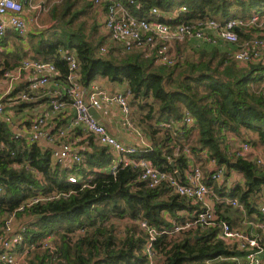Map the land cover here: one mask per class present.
Listing matches in <instances>:
<instances>
[{
    "label": "trees",
    "instance_id": "16d2710c",
    "mask_svg": "<svg viewBox=\"0 0 264 264\" xmlns=\"http://www.w3.org/2000/svg\"><path fill=\"white\" fill-rule=\"evenodd\" d=\"M117 1L139 18H148L154 7L166 10L187 7V11L168 22L169 25L204 16L243 17L247 14L233 13L231 8L239 5L250 11L264 3V0H134L133 4L127 0ZM78 5H82V11H76ZM92 7L87 0H66L54 6L50 12L55 22L52 32L32 36L31 52L16 43L10 55L12 63L0 66V78L19 66L21 57L31 55L36 60L55 63L65 81L67 63L61 50L74 51L84 85L89 86L98 77L128 85L133 95L132 119L152 147L144 156L155 166L177 172L184 180L189 162L182 149L188 146L198 162H202L203 154L208 152L228 173L238 171L245 178V185L236 184L227 193L216 186V191L221 196L237 197L249 214L257 212L264 203V169L231 152V135L251 143L256 150L264 146V66H239L220 47H203L198 52V61L174 68L157 66L153 58L141 52L122 54L119 51L122 55H116V50L109 49L106 55H101L99 49L105 40L96 41L87 29ZM254 34L257 32H240L243 41ZM13 37L18 39L15 32L9 30L0 39V54L5 55L2 49ZM259 37L264 40V33ZM186 112L195 118L193 126L184 123ZM83 143L89 147L84 153L85 162L73 169L60 170L53 167L51 150L30 145L25 139L15 140L7 125L0 121V183L8 190L0 201V215L12 211L36 190L56 194L75 191L69 197L42 202L28 212L34 220L27 227V245L37 244L53 234L57 237L58 253L66 264H144L148 236L131 223L125 225V234L120 236L117 226H106L105 221L141 218L158 230L171 229L172 223L166 214L177 223H185L202 210V204L193 205L174 195L167 184L150 189L137 182L138 171L133 168L121 169L116 178L110 176L107 173L112 162L109 149L98 145L91 136L84 137ZM15 163L28 164L38 175L25 168L15 170L12 167ZM77 171L93 177L90 188H82L83 183H67V176ZM206 184L212 186L213 182L209 179ZM225 211L219 210L225 220L231 221ZM83 227L88 229L87 234L71 236ZM219 233L218 228H197L160 238L155 244L158 264H208L221 257L238 255ZM30 258L33 264H48L49 253L36 250Z\"/></svg>",
    "mask_w": 264,
    "mask_h": 264
},
{
    "label": "built area",
    "instance_id": "2783aa9c",
    "mask_svg": "<svg viewBox=\"0 0 264 264\" xmlns=\"http://www.w3.org/2000/svg\"><path fill=\"white\" fill-rule=\"evenodd\" d=\"M131 4L134 0H128ZM165 1V0H158ZM94 4H103L106 7V16L103 22L104 32L111 41L121 45L125 52H142L149 58L155 60L157 66L174 68L181 66L187 60L185 52L176 50L178 44H184L192 39H197L208 45H217L223 42L235 49L230 52V59L237 65L248 66L249 64H262L264 66V40L260 38L264 33V9L252 13L247 18H202L169 25L162 20L150 18H139L134 16L129 9L116 0H93ZM27 6L35 12H49L52 4L44 3L41 7L35 0H0V39L9 30L15 31L20 37H25L28 30V22L23 16ZM187 11V7L178 9V17ZM152 16L159 14V9H151ZM256 31L257 34L250 36L248 40L241 42L240 32ZM64 60L67 63L65 75V94L54 93L51 100V114L58 116L68 114L70 121L67 126L52 131L49 119L46 115H39L30 121V135L25 136L21 124L17 123L5 105V98L14 94L16 84L22 74H33L32 79L25 89L18 92L16 97L19 101L32 102L33 97L45 89L52 79L59 78L61 72L55 63L50 61L23 59L19 66L7 72L4 79L10 82L7 92L0 96V119L10 125L14 131L15 140H27L29 144L39 143L42 140L51 145L52 157L60 166L81 165L85 162L83 152L87 149L80 143L84 139L79 135L83 132L85 136H91L95 142L107 147L112 155V162L107 173L114 178L121 169L133 168L138 171L137 182L144 184L147 188L156 189L168 185L174 195H178L190 201L193 205L205 203L216 197V190L213 186L204 183V172L195 163V159L188 146L182 151L188 159V168L184 171V180L177 172H169L159 169L154 163L144 156L152 150L147 137L139 131L130 118V106L128 103L132 91L128 89L126 95H109L101 90H92L86 97V88L80 82V64L77 54L74 51L61 50ZM100 53H108L107 46L100 47ZM264 77V73H263ZM69 103V105H68ZM103 103H117L121 107V113L127 130H133L138 137V145L125 146L112 136L107 128L99 123L92 110H98ZM70 107V109L68 108ZM184 123L187 126L195 124V118L186 112ZM233 151L238 158L253 161L259 168L264 169V155L256 150L249 142L242 141ZM67 162H70L67 164ZM211 167L209 179L212 182H222L225 179L224 165L218 164L217 160L209 157L208 152L203 154V161ZM23 165V164H21ZM29 168V167H27ZM93 177L85 176L78 171L67 176V183L77 185L83 183L82 188H90V181ZM245 185V181L240 182ZM7 186L0 183V201L7 194ZM73 192L62 194L43 193L36 190L26 197L12 211L0 215V264H32L31 254L36 250H43L49 253L48 264H66L61 258L56 246V237L51 234L39 241L37 244L27 245L25 235L28 224L25 222L28 212L36 205L59 199L61 196L69 197ZM218 199V197L216 198ZM6 200V199H5ZM226 204L243 214H246L245 206L236 198L226 199ZM258 220H244V224L250 228L248 231L233 228L228 222L222 219V215L216 207L204 205L192 219L185 223H177L176 220L166 215L172 223L171 229L163 228L158 230L152 227L147 221L141 218H114L105 221L109 226L115 224L118 228L120 222L136 224L140 230L148 236L145 248L144 264H158V254L155 244L162 237H174L182 232L195 230L197 228H218L220 238L229 247L239 252L231 258H219L209 261L208 264H220L221 262H232L233 264H264V203H261L257 211ZM124 230L118 228L120 236H124ZM87 228H80L71 233L73 238L87 234Z\"/></svg>",
    "mask_w": 264,
    "mask_h": 264
},
{
    "label": "crops",
    "instance_id": "0c3cea01",
    "mask_svg": "<svg viewBox=\"0 0 264 264\" xmlns=\"http://www.w3.org/2000/svg\"><path fill=\"white\" fill-rule=\"evenodd\" d=\"M87 1L92 3V5H93L92 11H90V17L87 20V24H88L87 27H88V30L94 36V39H96V32L98 31V29H99V32H104L102 25H103V22H104L105 16H106V7L103 4H100V5L94 4L93 0H87ZM46 2H47V0H35V3L38 5V7H41V5H43ZM65 2H66V0H60L58 2H54V4H52L51 8L54 5L55 6L56 5H62ZM120 3H122V2H120ZM48 4H51V3H48ZM164 6H166V3L164 4ZM51 8H50V10H51ZM157 8L159 9V14L156 16H152V14L150 13L148 18L155 19V20H162V21H165L167 23L170 21H174L175 19L178 18V9H180V6L179 7H173L170 10H166V8H163V7H157ZM233 9H234V6H233ZM233 9H231L232 12H233ZM256 9H258V11L263 10L264 9V3ZM50 10H49V12H51ZM82 10H83L82 5H78L76 7V11H82ZM49 12H47V13L41 12L40 9L33 12L27 6H25V11H24L23 16L26 18V20L28 22V30H27L26 36L20 37L15 31L10 30L12 32H15L18 39L16 37L11 38L10 41L8 42L7 47L2 49L5 55L1 54L2 57L0 59V66L12 63L13 59L10 58L11 57L10 55L15 51L16 43L20 44V46H23L24 49L27 50L28 52H31L30 51V41H31L32 36H37V35H40L42 33L48 34V33L52 32V28L55 25V22L52 19H50L51 21H49L47 24H43V25H41L39 22L40 15H42V14L47 15ZM251 14L243 16V17H237V18H247V17L251 16ZM212 18L220 19V18H225V17H223L222 15H218V16L212 17ZM226 19H228V18H226ZM106 38L107 39L105 42L107 44H103V46L108 45L107 46V47H109L108 50L109 49L116 50L115 51L116 55L118 54L117 51H121L122 54H127V52L124 51L122 46L111 41V39L109 38V36L107 34H106ZM242 41L243 40L241 39V42ZM185 45H187L186 47H184V51H185V54L187 56V60L185 61L184 64H186L187 62L198 61V52L203 47H208V48H211V47H220L221 48L222 47L223 51L226 52L227 54H230V50L235 49V46H232V45H229V44H226L223 42H219L217 45H208V44H205L202 41L197 40V39H192L189 42H186ZM180 51H182V49ZM99 52H100V49H99ZM134 52H139V51H134ZM101 55H103V54H101ZM228 56L230 59V55H228ZM26 58L36 60V59L32 58L31 55H29L26 57H21L18 62L20 63L23 59H26ZM37 60L44 61L42 59H37ZM239 66H241V65H239ZM32 77H33V74H31V73L22 74L21 79L19 80V82L15 86L16 90L17 89H21V90L25 89L26 85L30 82ZM80 82L86 88V94H85L86 97L89 96V94L92 92V90H101V91H103L109 95H126V92L129 89V87L126 83H119V84L118 83H112L108 78H105V77H98L96 80L91 82V84L89 86H86L83 84V82L81 80V75H80ZM9 86H10L9 81L5 80L4 78H0V96H3L7 92ZM65 90H66V81H64L61 77H59L56 79H52L51 82L49 83V85L47 86V88L45 89V92L41 91L38 94H36L33 97L32 102L24 103V102L19 101V99L16 97L18 92L17 93L14 92L13 95L5 98L4 101H5L6 108L8 109L10 114L13 116L14 120L17 123L21 124V128L24 131L25 136L29 137V135H30V126H29L30 121H31V119H33L39 115H46L48 117L49 123H50V128L54 132L57 131L58 128H61L63 126L68 125V123L70 121V117H67L68 114H65V115L60 114L59 117L54 116L51 114V105H50L54 93L57 92L58 94L62 95V94H65ZM132 96L133 95H131L128 99V103L130 106V118H131V121L133 122V124L135 125V127L139 131L142 132L141 128L132 119V113H134V109H133V107H131ZM68 105H69V103H68ZM68 108L70 109V107H68ZM94 111H95L94 116H96L95 117L96 120L98 121L100 119L102 122H104L106 124V126L105 125L104 126L107 128L108 132L112 136H114L118 140L119 143H121L125 146H132V145H138L139 144L138 143V137H137L136 133L131 129H129V130L126 129L125 124H124V119H123V116L121 113V107L117 103H113V104L103 103L102 107L100 109L94 110ZM0 121L3 122L1 119H0ZM3 123L5 125H7V127L10 129V131L14 137V133H13L14 131L10 128L11 126L6 124L5 122H3ZM81 133H83V132H81ZM83 137H86V136L83 135ZM34 144L39 145L40 147H42L45 150H51L50 149L51 145H49L46 142V140H42L39 143H34ZM30 145H32V144H30ZM80 145L87 148L83 152V155H85L84 153L89 151V147L86 146L85 143H83V140L80 143ZM48 147H50V148H48ZM69 163L70 162H67V164H69ZM195 163H196V165H198L202 168V170L204 172V177H205L204 183L206 184V181L209 180V176H210V173L212 171V167L207 162H200V161L198 162L195 160ZM21 164L22 163H15V164H13L12 167L15 170L25 168L26 170H28L34 174L38 173L37 170L30 167L28 164H23V165H21ZM52 164H53L54 168H58L60 170H65V169H69V168L73 167V166H60L59 164L56 163V160L53 159V157H52ZM110 165H111V163H110ZM27 167H29V168H27ZM225 172H226L225 179L222 182H213V185H212V186L215 185L214 188L216 186H217L216 188H224V190H222V193L223 192L227 193L230 189L233 188L234 185L240 184V182L245 181L243 174L238 172V171L233 170V171H230L228 173L227 169H225ZM70 174H74V173H70ZM38 177H39V179H41L40 176H38ZM216 188H215V190H216ZM7 192H8V190H7ZM217 197H218V199H216ZM231 198L238 199L237 197L221 196V194L216 191V197L212 198L211 200H207L203 204L205 206L209 205V206L216 207L220 210L221 213H223L225 211V208H227V210L225 212H226V215L230 217L231 221L225 220L222 216V219L224 221L228 222L233 228L242 229L244 231L250 230V228L248 226H246L243 222L245 219H247V220H258L259 219L258 213L255 212V213L249 214L246 206H245L246 214H243L239 210H236L232 207H227L228 205L226 204L225 201H227L226 199H231ZM219 204L224 206L225 208L218 207ZM33 220H34L33 217L31 215H29L26 217L25 222L29 225L31 222H33ZM118 228H119V226H118Z\"/></svg>",
    "mask_w": 264,
    "mask_h": 264
},
{
    "label": "rangeland",
    "instance_id": "374dc122",
    "mask_svg": "<svg viewBox=\"0 0 264 264\" xmlns=\"http://www.w3.org/2000/svg\"><path fill=\"white\" fill-rule=\"evenodd\" d=\"M58 1H60V0H47V2L46 3H51V4H54V2H58ZM55 6V5H54ZM53 6V7H54ZM53 7L51 8V10L50 11H52V9H53ZM231 9H233V7L231 8ZM258 11V9H252V10H245V8H243V7H241V6H239V5H234V9H233V12H238V13H241L242 14V12L243 13H246L247 15H250L251 13H255V12H257ZM50 13V12H49ZM42 14V15H40V17H39V22H40V24L41 25H43V24H47L49 21H51L50 19H51V16H50V14ZM88 29V28H87ZM105 40L106 41V34L104 33V32H99V29H98V31L96 32V41H99V40ZM104 41V43L103 44H107L106 42ZM105 46H108V45H105ZM187 45H185V43L184 44H178L177 46H176V50L178 51V50H181L182 49V51L181 52H185L184 51V47H186ZM109 48V47H108ZM222 48V47H221ZM119 54H121L119 51H117ZM122 55V54H121ZM1 57H2V55L0 54V59H1ZM243 141V139L242 138H240V137H238V136H236V135H231V145H232V149L233 150H231V152L233 153V151L235 150V149H237L238 147V144H240L241 142ZM258 152H260V153H262L263 155H264V146L263 147H261L260 149H258ZM28 216H29V214H28ZM127 223L126 222H120L119 224H118V226H119V228H120V230H123L124 229V227H125V225H126ZM56 237V236H55ZM56 241H57V237H56Z\"/></svg>",
    "mask_w": 264,
    "mask_h": 264
},
{
    "label": "water",
    "instance_id": "95a60500",
    "mask_svg": "<svg viewBox=\"0 0 264 264\" xmlns=\"http://www.w3.org/2000/svg\"><path fill=\"white\" fill-rule=\"evenodd\" d=\"M94 112H95V111H94V110H92V113H93V114H95ZM95 117H96V116H95ZM98 121H99V123H101V124H103V125H105V126H106V124H105L104 122H102L100 119H99Z\"/></svg>",
    "mask_w": 264,
    "mask_h": 264
}]
</instances>
